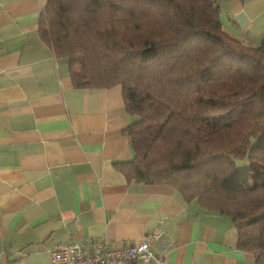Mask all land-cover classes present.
Wrapping results in <instances>:
<instances>
[{"label": "crops", "instance_id": "1", "mask_svg": "<svg viewBox=\"0 0 264 264\" xmlns=\"http://www.w3.org/2000/svg\"><path fill=\"white\" fill-rule=\"evenodd\" d=\"M45 0H0V264H51L55 242H137L163 221L154 264H254L230 216L168 184L126 178L134 117L121 87L73 84L68 61L40 35ZM222 28L251 45L264 0H220ZM159 247V248H158Z\"/></svg>", "mask_w": 264, "mask_h": 264}, {"label": "trees", "instance_id": "2", "mask_svg": "<svg viewBox=\"0 0 264 264\" xmlns=\"http://www.w3.org/2000/svg\"><path fill=\"white\" fill-rule=\"evenodd\" d=\"M219 1L45 0L39 32L75 86L121 87L126 178L230 216L237 246L264 264V36L226 32Z\"/></svg>", "mask_w": 264, "mask_h": 264}, {"label": "built area", "instance_id": "3", "mask_svg": "<svg viewBox=\"0 0 264 264\" xmlns=\"http://www.w3.org/2000/svg\"><path fill=\"white\" fill-rule=\"evenodd\" d=\"M163 233L162 221L147 230L139 241L120 246L108 244L103 239L55 242L49 251L51 264H154L166 259L169 242L162 245L158 254L152 249L155 242L162 240Z\"/></svg>", "mask_w": 264, "mask_h": 264}, {"label": "rangeland", "instance_id": "4", "mask_svg": "<svg viewBox=\"0 0 264 264\" xmlns=\"http://www.w3.org/2000/svg\"><path fill=\"white\" fill-rule=\"evenodd\" d=\"M240 165H242V164L240 163Z\"/></svg>", "mask_w": 264, "mask_h": 264}]
</instances>
